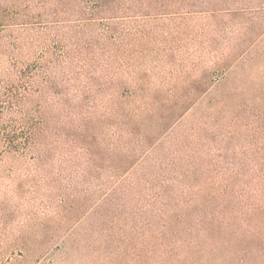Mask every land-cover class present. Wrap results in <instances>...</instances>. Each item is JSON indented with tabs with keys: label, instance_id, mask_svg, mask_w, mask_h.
Returning a JSON list of instances; mask_svg holds the SVG:
<instances>
[{
	"label": "rangeland",
	"instance_id": "rangeland-1",
	"mask_svg": "<svg viewBox=\"0 0 264 264\" xmlns=\"http://www.w3.org/2000/svg\"><path fill=\"white\" fill-rule=\"evenodd\" d=\"M242 3L259 14L202 15L176 31L155 23L137 76L145 97L114 115L100 103L107 123L93 168L63 145L49 168L7 164L19 178L1 195L0 264H264L257 245L225 254L211 237L220 213L264 205V0ZM64 193L80 219H69Z\"/></svg>",
	"mask_w": 264,
	"mask_h": 264
},
{
	"label": "trees",
	"instance_id": "trees-1",
	"mask_svg": "<svg viewBox=\"0 0 264 264\" xmlns=\"http://www.w3.org/2000/svg\"><path fill=\"white\" fill-rule=\"evenodd\" d=\"M49 1L0 0V217L9 203L1 195L10 180L19 178L18 169L7 168L9 162L49 168L52 148L63 145L71 148L67 158L86 160V169L93 168L90 159L99 155L93 150L102 144L107 123L98 112L100 103L108 101L114 115L119 105L145 97L137 76L140 64L149 63L145 44L155 23L171 21L176 31L177 22L202 15L259 14L242 7L243 0L220 9L211 7L216 0ZM57 3L71 4L63 11ZM89 4L93 7L84 10ZM177 120L173 114L165 128ZM132 166L117 169L123 173ZM74 196L64 193L61 201L70 208L69 219L80 216L70 205ZM257 212L264 215L263 204L220 213L211 236L216 250L249 255L257 245L264 254V217L256 218Z\"/></svg>",
	"mask_w": 264,
	"mask_h": 264
}]
</instances>
